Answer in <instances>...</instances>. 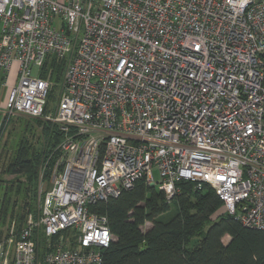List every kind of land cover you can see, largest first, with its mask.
<instances>
[{
  "label": "built area",
  "instance_id": "2783aa9c",
  "mask_svg": "<svg viewBox=\"0 0 264 264\" xmlns=\"http://www.w3.org/2000/svg\"><path fill=\"white\" fill-rule=\"evenodd\" d=\"M47 56L67 58L49 111ZM0 69L15 74L3 116L63 135L38 219L0 240V264H102L112 234L89 207L141 179L167 200L206 184L264 231V0H0Z\"/></svg>",
  "mask_w": 264,
  "mask_h": 264
},
{
  "label": "trees",
  "instance_id": "16d2710c",
  "mask_svg": "<svg viewBox=\"0 0 264 264\" xmlns=\"http://www.w3.org/2000/svg\"><path fill=\"white\" fill-rule=\"evenodd\" d=\"M65 60L47 56L41 77L59 82ZM51 97L50 89L45 111ZM12 116H3L0 133ZM17 122L11 129L17 137L12 140V152L9 153L7 142L0 145V177L24 175L25 181H4L0 195V240L8 234L1 236L4 226L15 220L13 231L18 232L27 216L35 213L38 166L45 161L43 177L50 175L59 157L56 147L63 137L59 125L42 116L19 118ZM177 185L180 192L167 200L164 190L141 179L119 196L90 205L91 211L106 215L112 234L102 264H264L263 230L245 227L226 213L222 200L208 185L200 189L193 188L188 181ZM12 195L15 198L11 201ZM146 222L150 226L144 230ZM36 235L34 241L41 254L46 239L40 230Z\"/></svg>",
  "mask_w": 264,
  "mask_h": 264
},
{
  "label": "rangeland",
  "instance_id": "374dc122",
  "mask_svg": "<svg viewBox=\"0 0 264 264\" xmlns=\"http://www.w3.org/2000/svg\"><path fill=\"white\" fill-rule=\"evenodd\" d=\"M65 65H66V62H67V58H65ZM34 69V68H33ZM62 80V78H61ZM61 80L59 82H54L52 81V84H51V98L49 100V105H48V110H51L54 105H55V102L58 98V94H59V91H60V87H61ZM27 118L28 116H25V115H21V114H16L14 116L11 117V120L10 118L8 119V121H6V126H5V130L0 133V145L3 143V142H7V149L10 152H12V149L10 146L12 144V140L13 139H17V137L14 135V129L11 131L12 127H16V125L18 124L17 120L19 118ZM7 120V119H6ZM14 121V122H11V121ZM36 132V131H35ZM28 135V138H30L32 141H34L33 139L34 138H31L32 135L31 133H27ZM60 157V156H59ZM58 157V159H59ZM57 159V160H58ZM57 160L55 161V163L57 162ZM54 163V165H55ZM44 164H45V161H41L39 166H38V170H37V193H36V202L34 204V209L36 210L35 213L32 212V215L33 217L37 220L38 219V216H39V205H40V199L44 193V190H47L51 187L52 185V179H53V169L52 171L50 172V175L46 178L43 177V174H44ZM53 165V166H54ZM154 177L155 179L158 178V174H157V171L154 170ZM3 179V181H0V195L2 194V187L5 185V182L4 181H10V180H20V181H25V177L24 175H20V176H17V175H10V174H4L2 175V177H0ZM11 201L15 198L14 195H12L11 197ZM12 203V202H11ZM18 204H22V200H19V203ZM173 208V205H171V209ZM224 210V209H223ZM221 210V211H223ZM220 211V212H221ZM15 220H12L10 222V224L8 226H4V228H2V235L3 236L4 234L10 232V230H15L16 229V225L14 224ZM150 226V223L149 222H146L143 224L142 228L145 230L147 227ZM223 241H225V237L223 238Z\"/></svg>",
  "mask_w": 264,
  "mask_h": 264
},
{
  "label": "crops",
  "instance_id": "0c3cea01",
  "mask_svg": "<svg viewBox=\"0 0 264 264\" xmlns=\"http://www.w3.org/2000/svg\"><path fill=\"white\" fill-rule=\"evenodd\" d=\"M15 82L14 72L6 73L0 69V124L6 105V98L11 85Z\"/></svg>",
  "mask_w": 264,
  "mask_h": 264
}]
</instances>
